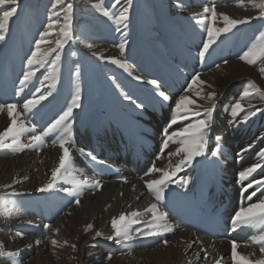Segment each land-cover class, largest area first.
<instances>
[{
    "label": "bare ground",
    "instance_id": "1",
    "mask_svg": "<svg viewBox=\"0 0 264 264\" xmlns=\"http://www.w3.org/2000/svg\"><path fill=\"white\" fill-rule=\"evenodd\" d=\"M66 2L74 5V39L61 50L54 79H45L48 74L46 64L17 95L27 58L39 33L48 23L53 3V0H18V10L10 19L6 39L0 42L5 49H0V103H15L17 112L23 113L24 100L30 98L37 88L44 93L50 92L51 95L35 109L18 117L26 127L34 124L35 134H41L79 89L80 107L74 109L68 121L72 126L69 145L71 163L62 175L69 181L71 177L68 173L78 179L88 177L98 180L101 187L85 186L80 189L79 205L73 202L76 197L60 190L74 187L64 179H60L57 188L51 191L60 198L56 202L48 203L47 193L36 191L48 182L51 169L58 164L60 149L58 143L52 144V140L63 134L62 130L47 136L46 146L38 147L42 149L39 152L38 148L21 152L0 149V195L6 196L7 207L12 210L8 215L0 208V251L6 253L0 256V264H13L14 260L19 264H188L190 260L192 264H216L217 260L220 264H232V241L238 242V251L242 254L255 253L250 258H259V245L253 241L264 232V226L232 231L230 222L231 216L242 205L246 207L249 202L255 203L264 198L262 190L248 201L247 196L254 189H249L242 197L237 182V173L259 162V153L264 149V99L259 96L243 97L245 90H251L249 82H254L259 74L255 65L242 64L238 58L246 48L264 44L263 37L253 39V35L258 33L255 32L258 20L238 25L233 29V36L228 33L221 35L203 60L198 56L206 36V16L210 15L203 12L205 6L211 7L214 3L218 13L223 12L234 19L256 17L257 10L248 0H244V7L237 6V0H133L128 27L118 32L111 21L91 6L101 0ZM25 3L40 7L38 17L24 7ZM102 3L111 7L113 0H102ZM123 6L126 5L121 0L115 11ZM3 10H9V6H3ZM215 26L222 27V20H218ZM247 35L252 38L248 39ZM25 36L29 38L19 39ZM57 38L55 34L51 37L52 47H55ZM121 42L125 43L122 57L117 47ZM86 43H91L93 48L86 47ZM46 48L47 45H44L42 50ZM94 52L101 57L123 59L132 75L106 60L98 59ZM77 67L80 68L78 78L73 75ZM5 72L7 75H4ZM196 73L213 87L209 89L206 85L193 84L192 90L186 92L189 78ZM133 76L142 79L135 80ZM150 79L159 82L158 90L169 95V101L160 100L156 95L157 89L147 83ZM41 81H44L43 87ZM256 86L264 91V85ZM207 91L217 93L209 150L173 178L174 181L188 180L187 187L169 184L165 189V199L159 205L166 212V222L173 226L174 232L163 237L136 236L120 244L107 239L113 234L112 217L121 212L138 211L142 221L150 218V213L144 214L145 209L156 201L154 193L145 187V181L157 179L161 173L148 174V169L155 164L157 168L170 170L180 159L179 156L169 155L180 146L178 143H170L160 153L163 130L171 118L172 107L180 95L195 100L197 103L193 107L203 105L205 100L197 97L196 93L203 97ZM124 93L131 100L125 99ZM121 100H125V113L119 108ZM133 100L143 107L137 108ZM237 100L246 111L233 117L231 105ZM249 104L261 111L245 121ZM8 123L7 111L0 112V131ZM187 123L189 121L179 122L169 131ZM32 134L24 132L22 142L28 143ZM217 136L221 138L222 154L212 157L211 150L216 147ZM249 144H254V147L243 153L242 159L237 157V153ZM88 151L97 156L96 162L87 157ZM260 175L264 173L254 174L257 179ZM122 177L127 179V183ZM10 184L12 188L5 187ZM13 190L20 195L10 198ZM32 201L38 204L33 205ZM21 209L24 212L18 211ZM209 214H215L218 222L224 225L226 235L222 238L209 239L199 232ZM90 223L93 229L85 232V226ZM137 227L143 228L144 224L132 225V230ZM53 229H59V232L54 234ZM96 231H100L102 236L95 237ZM52 238L61 242L66 240L68 245L53 248L50 243ZM164 239L169 241L167 245L162 243ZM197 239L202 243L193 244L191 248L187 246ZM71 244H76V251L72 250ZM201 249L207 251V260ZM118 251L119 254L115 253ZM198 252L199 259L196 256Z\"/></svg>",
    "mask_w": 264,
    "mask_h": 264
},
{
    "label": "snow or ice",
    "instance_id": "2",
    "mask_svg": "<svg viewBox=\"0 0 264 264\" xmlns=\"http://www.w3.org/2000/svg\"><path fill=\"white\" fill-rule=\"evenodd\" d=\"M248 3L252 4L253 7H258L261 9L260 15L258 17H245L243 19H234L223 12H217L216 6L213 3L211 7L205 6L203 12L205 14H210L206 16L207 26H206V36L202 40V47L198 52V56L203 60L208 53L209 49L217 42L221 35L231 32L238 25L249 23L252 19L261 18L264 19V0H260L256 3L255 0H248ZM133 0H123V6L117 12L115 9L117 6L121 5V0H113L111 7H106L103 5L102 0L99 3H92V7L97 9L99 13L105 17L108 21H111L115 26L116 30L119 32L121 28L128 27L129 21V10L132 7ZM9 6V10H3V6ZM237 6L244 7V0H237ZM18 10V0H0V42L6 39V33L8 31L10 19L17 13ZM73 13L74 5L72 3H67L66 0H53L51 8L49 9L48 23L44 26V31L39 33V38L35 41V45L31 55L27 58L25 65V71L19 80L20 89L17 95L23 92L24 88L32 81L36 76V72L40 67H44L47 64L48 74L45 79H54V73L57 69L58 62L60 60V52L64 49L65 45L74 39L72 23H73ZM218 20H222V27L215 26ZM56 35L58 38L55 39V47H52L51 37ZM261 37H264V33H261ZM79 39V37H76ZM47 45L46 49L43 46ZM86 47L89 49L93 48L91 43H86ZM121 57L125 52V43L121 42L117 45ZM75 55V53H73ZM98 59L106 60L107 62L118 66L124 71L128 72L129 75L132 73L129 71L128 64L121 58L117 57H101L97 53H93ZM53 57L52 59H48ZM241 61L248 65H256L258 62H264V44L257 47L253 45L243 52L238 57ZM227 64V61H224ZM219 67V65H217ZM259 71L264 73V68H260ZM75 77L80 76V68L77 67L73 73ZM135 80H141L140 76H133ZM148 84L152 85L156 91V95L160 98L162 102H167L170 100V96L164 91H160L159 82L156 79H150L147 81ZM193 84H198L200 86L206 85L207 88L211 89L213 86L211 84H206V82L200 79V74L196 73L193 75L188 88L185 89L186 92L192 90ZM44 86V81H41V87ZM251 90H245L243 97L253 98L254 96H259L260 99H264V91H262L254 82H249ZM38 94V95H37ZM51 95L50 92L44 93L41 88H37L35 93L28 99H25L22 105L23 113L31 112L35 109L41 102L45 101L48 96ZM197 97L204 99L205 103L197 107L196 101L191 99L187 95H180L174 106L172 107L171 118L163 130L164 140L161 145L160 153L162 154L165 149L168 148L170 143H178L180 146L176 148L175 152H170V156H179L180 159L175 163V166L170 168V170H164L157 168L153 164L148 169V174L151 173H161L160 177L157 179H151L145 181V187L152 193H154L156 203H152L147 209H145V215L150 213V218L146 221L141 220V213L138 211H132L129 213L121 212L118 216H114L111 219V228L113 234L109 235L107 239L114 240L115 243L120 244L122 242H127L134 239L136 236L142 237H163L168 233L174 232V228L171 224L166 222V212L162 211L160 208V203L165 199V189L169 184L177 183L181 187H187L189 184L188 180L174 181V177L178 172L182 171L185 167L191 166L193 162L198 157L205 156L208 152L209 144V133L212 127L213 114L216 107L217 93L215 91H207L203 97H200V93H196ZM125 99H130L131 97L125 95ZM81 96L79 89L76 90L75 95L72 96L70 103L61 112V114L54 119L47 127L43 130L41 134L36 133V127L33 124L30 128L26 127L23 122H21L18 117L23 113L17 112V104L15 103H0V112L7 111V116L10 120L7 127L0 131V149H8L12 152H21L24 149L38 148L41 145L46 146V137L50 134L58 133L62 130L61 135L57 139L52 140V144L56 145L58 143L60 149V155L58 158V164L56 167L51 169V177L47 183H44L41 187L37 188V192L47 193L55 190L57 188L58 180L64 179L66 183H71L74 185L73 188L64 187L60 190L63 191L68 196H74L76 199L73 201L77 205L80 204V189L85 186H92L97 189L101 187V183L98 180H90L88 177H83L78 179L72 173H68L71 177L69 181L66 177L62 175L63 172L67 171L68 166L71 163V117L73 116L74 109L80 107ZM137 108H142L143 105L136 103ZM255 109V110H252ZM246 111L244 105L237 100L231 105V114L233 117L238 116L240 113ZM261 109L255 107L254 105H248V114L245 117V121L250 117L255 116ZM189 121L185 126L178 128L175 131H169L173 125H177L179 122ZM24 132L33 133L29 137L28 143H23L21 136ZM220 137H216V147L211 150L212 157H219L222 154V149L220 146ZM254 147V144H249L246 148L241 149L237 153V157L243 158V153L249 151ZM87 157L92 161H97V156L88 151L86 153ZM261 160L259 162L253 163L252 165L244 168L237 173V182L241 187V196L243 197L245 193H248L249 189H254L248 196L247 200L251 201L253 197L257 195V192L264 190V175H260V178H255L254 174L259 175L264 173V149H261L259 153ZM160 155H157V159ZM259 170V171H258ZM125 183L127 179L121 178ZM13 183H16L14 181ZM5 187L12 188V185H6ZM135 188V185H133ZM10 195L16 196L20 195L15 190H13ZM0 208H3L4 212L11 215L12 210L7 207L6 196L0 195ZM231 228L232 231L244 227H253L255 225L264 226V198L259 199L257 202H249L247 206H241L238 210L234 212L231 216ZM31 223V222H29ZM143 223L144 227H137L135 231L132 230V225ZM48 228V225H45ZM93 229V224H87L84 228L85 232ZM53 233H58L59 229H53ZM22 235V234H21ZM102 236L100 231L95 232V237ZM53 248L64 247L68 245V241H59L52 238L50 241ZM164 245H167L169 241L167 239L162 240ZM202 243L199 239L189 243L187 246L191 248L193 244ZM254 244L259 245V258H250L254 256L255 253L242 254L238 251L239 244L237 241L231 242V259L232 264H264V232H262L253 241ZM70 247L73 251H76V244H71ZM204 253V258L207 260L208 253L204 249H201ZM6 253L0 251V256H4ZM7 255L12 256V253H7ZM197 259H199L200 253L196 254ZM111 259V257H109ZM13 264H19L18 261H13ZM188 264H192L191 260ZM216 264H220V260L216 261Z\"/></svg>",
    "mask_w": 264,
    "mask_h": 264
},
{
    "label": "rangeland",
    "instance_id": "3",
    "mask_svg": "<svg viewBox=\"0 0 264 264\" xmlns=\"http://www.w3.org/2000/svg\"><path fill=\"white\" fill-rule=\"evenodd\" d=\"M24 7H26V8H28L29 9V11H30V13L31 12H33L37 17H38V15H39V12H40V7H39V9H38V7L37 6H30V5H28L27 3H25V6ZM32 8V9H31ZM254 9H256L257 11H256V14L254 15V16H256V17H258L259 15H260V12H261V10H259L260 8H258V7H253ZM31 9V10H30ZM253 12H255V10H252ZM25 14H27V12L26 13H24V16L22 17V19L24 20L25 19ZM36 17V18H37ZM257 20L259 21H257L256 22V24H255V26H257V27H255V32L256 31H258V33H255V35H253V39H254V37H258V38H260L261 37V33H264V19H261V18H257ZM260 23V24H259ZM25 26V25H24ZM34 28V27H33ZM35 31V28L33 29V32ZM32 32V33H33ZM234 32V33H233ZM261 32V33H260ZM9 33V32H8ZM31 33V34H32ZM228 34H231L230 36H233V34H235V31H231V32H229ZM184 34H182V36H183ZM260 35V36H259ZM181 36V37H182ZM247 36H249V35H247ZM246 36V37H247ZM27 38H29V37H27V36H25V37H20L19 39H27ZM180 38V37H179ZM186 38H187V35H186ZM249 38H252V37H248V39ZM262 40H264V37L262 38ZM250 42H252V40L250 39ZM3 48V49H2ZM249 48V47H248ZM248 48H246L245 50H247ZM0 49L1 50H5L4 49V47L3 46H0ZM244 52V51H243ZM234 59H237L236 57L234 58ZM233 59V60H234ZM242 64H244L245 62H243V61H240ZM68 64H70V62L68 61ZM246 64V63H245ZM246 65H248V64H246ZM256 68H257V75H258V77L257 78H254V83H255V85H264V84H262V83H264V73H261L260 71H259V69L260 68H264V63L263 62H258L256 65ZM4 75H7V72H5V74ZM190 79V81L189 82H191V80H192V77L191 78H189ZM94 81V85L95 86H97L98 84L95 82V80H93ZM124 90H125V88H123ZM98 95V94H97ZM124 95H125V93H124ZM121 102V103H120ZM119 102V108H120V111L121 112H123V113H125V111H126V108H125V106H124V103H125V100H121ZM224 107H225V105H224ZM223 107V111L225 112V108ZM123 108V109H122ZM117 110V109H116ZM124 110V111H123ZM39 147H41V146H39ZM41 148H38V152L39 151H41L40 150ZM71 155H72V152H71ZM58 181H60V180H58ZM9 195V194H8ZM47 195H48V203H53L54 201L56 202L57 200H59L60 198H57L56 196H55V194L54 193H52V192H47ZM10 196V198L12 197V195H9ZM57 198V199H56ZM52 200V201H51ZM34 204L33 205H37L38 203H37V201L35 202V201H32ZM13 204H16V203H13ZM39 204H40V202H39ZM38 208V207H37ZM18 211H21V212H24V210L23 209H21V210H18ZM42 213V212H41ZM46 223V222H45ZM46 235V234H45ZM227 243H228V241H226ZM144 243H146V239L144 240ZM113 248V247H112ZM110 249V248H109ZM115 253H117V254H119V251L118 252H115ZM115 253L113 254V253H111V255L112 256H114L115 255Z\"/></svg>",
    "mask_w": 264,
    "mask_h": 264
}]
</instances>
